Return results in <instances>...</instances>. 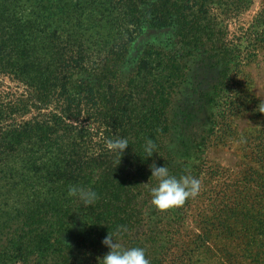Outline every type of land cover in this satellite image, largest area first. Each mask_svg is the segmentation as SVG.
<instances>
[{
  "label": "trees",
  "instance_id": "16d2710c",
  "mask_svg": "<svg viewBox=\"0 0 264 264\" xmlns=\"http://www.w3.org/2000/svg\"><path fill=\"white\" fill-rule=\"evenodd\" d=\"M252 4L0 0V80L22 92L0 90V264H99L108 233L125 248L142 247L150 264H203L181 242L184 212L150 227L157 181L149 165L176 172L173 111L189 60L221 68L203 99L222 102V78L239 67L249 41L229 40V25ZM263 20L264 10L248 31ZM147 29L169 34V44L148 46L128 70L130 48ZM116 137L130 144L120 164L107 147ZM149 138L155 153L142 160ZM74 185L95 190L97 201L82 206L68 194Z\"/></svg>",
  "mask_w": 264,
  "mask_h": 264
},
{
  "label": "rangeland",
  "instance_id": "374dc122",
  "mask_svg": "<svg viewBox=\"0 0 264 264\" xmlns=\"http://www.w3.org/2000/svg\"><path fill=\"white\" fill-rule=\"evenodd\" d=\"M263 10L264 0H253L230 22L229 40L248 36L249 41L239 67L222 78L220 105H206L203 96L219 82L221 68L197 58L189 60L187 83L173 111L176 172L171 174L196 177L201 188L181 206L159 210L152 205L150 227L169 211L184 212L181 242L203 264H264V193L258 184L264 182V41H255L264 38L259 34L264 27L248 31ZM169 39L166 32L145 30L130 48L127 69L136 67L148 46L165 47ZM20 88L0 80L4 94H21Z\"/></svg>",
  "mask_w": 264,
  "mask_h": 264
},
{
  "label": "clouds",
  "instance_id": "9594fccd",
  "mask_svg": "<svg viewBox=\"0 0 264 264\" xmlns=\"http://www.w3.org/2000/svg\"><path fill=\"white\" fill-rule=\"evenodd\" d=\"M129 145V141L125 137H116L107 141L108 149L120 157L119 164L124 151ZM155 149L154 141L150 138L147 139L143 146L144 156L141 159L146 160L152 157ZM149 169L151 172L150 179L155 178L157 181L149 189L151 203L159 210H168L181 206L187 199L196 196L200 191L201 182L198 178L190 175L177 177L170 173L167 164L161 166L153 162L149 165ZM68 194L71 197H75L85 207L94 204L98 199V194L95 190L79 185L70 187ZM102 244L109 251L99 258V264H150L142 247L125 248L110 233L102 240Z\"/></svg>",
  "mask_w": 264,
  "mask_h": 264
}]
</instances>
